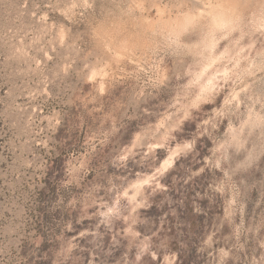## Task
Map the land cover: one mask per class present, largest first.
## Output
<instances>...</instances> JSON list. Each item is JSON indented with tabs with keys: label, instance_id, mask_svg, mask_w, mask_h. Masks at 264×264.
<instances>
[{
	"label": "rangeland",
	"instance_id": "1",
	"mask_svg": "<svg viewBox=\"0 0 264 264\" xmlns=\"http://www.w3.org/2000/svg\"><path fill=\"white\" fill-rule=\"evenodd\" d=\"M0 264H264V0H0Z\"/></svg>",
	"mask_w": 264,
	"mask_h": 264
},
{
	"label": "bare ground",
	"instance_id": "2",
	"mask_svg": "<svg viewBox=\"0 0 264 264\" xmlns=\"http://www.w3.org/2000/svg\"><path fill=\"white\" fill-rule=\"evenodd\" d=\"M167 162H169V161H167ZM170 163V162H169Z\"/></svg>",
	"mask_w": 264,
	"mask_h": 264
}]
</instances>
